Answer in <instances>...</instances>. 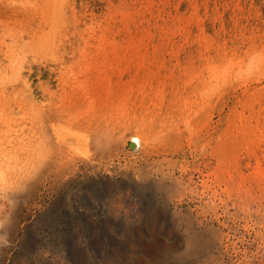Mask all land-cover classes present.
Wrapping results in <instances>:
<instances>
[{"label": "bare ground", "instance_id": "1", "mask_svg": "<svg viewBox=\"0 0 264 264\" xmlns=\"http://www.w3.org/2000/svg\"><path fill=\"white\" fill-rule=\"evenodd\" d=\"M13 3L12 6L8 4L11 6L8 12L12 11L14 9L13 6L17 4L15 3L13 5ZM82 3L83 0H24L22 4H20L23 5V7L21 10L18 9V12H21L22 18L20 16L19 21L15 19L19 23L20 20L23 19L21 26L19 25L20 27H18V29L15 27V29H12L11 26H9L10 24L7 25L1 22L2 26L0 25V42L5 46V50H7L4 52V57L7 56L6 58L9 59L7 67L1 65L0 68L3 69L2 71L5 70L4 68L8 69V67H12L16 52H20L23 56L20 65L14 64L17 65L16 67L18 68L16 73H0V264H7V262L16 258L15 256L17 255L21 258L23 257V259H27L30 264H54L48 257L38 255L37 251L32 252L33 249L41 246L38 243L39 241L34 243L39 236L35 238V241L33 240V247L27 245V242L25 243V233L29 229L34 230L36 232L34 234L38 235L40 233L42 237H44L41 243L43 244L42 246L50 250L51 253L54 252V255L56 254L55 252L64 255L76 248L77 250L86 252L85 257L88 259L92 257L93 254H90L91 251L85 244V240L81 239L83 238V234L81 235L82 229L75 230L73 227L69 229L68 225L70 224L66 223L63 225V223H60V218L61 216L65 217L66 210L72 214V210L75 209L76 201L91 210L93 207L89 200L90 196L94 195L97 198H102L104 196L107 203L106 206L109 207V216L113 218L119 216L124 219L129 217L134 220L139 216L137 213L139 211H136V207H134L133 210L126 209L123 213L117 210H119L123 204L125 207H129L130 204L135 206V203L132 202L136 200L134 199L136 196L140 195L139 192L141 189L147 190L148 194H154L159 189L164 190V198L167 200V206L170 204V196L172 193H182V191L187 189V184H184V181L173 178V170L176 164L181 160L184 161L183 159L187 154L184 151L186 147L189 153L193 155L199 156L208 154L214 157L217 162L220 160L222 145L224 143V141L220 142V140L223 139L222 135L226 134L225 130L222 129V124L224 121L228 120L231 110L229 105L232 100H230V97H227V95L224 97L227 93H223L225 91H223L221 87H218L219 81L216 79L218 76L213 77L210 75L211 78H215L214 83H212L213 85H205L203 83L204 89L197 93L200 98H197L196 95V97L194 96L199 101L196 102V104H188L190 101L189 99H183L184 96L172 92L174 91L172 88L173 86L168 87L166 83H158L154 86V80L152 81L150 77L147 86L140 84L137 75L134 73H65L70 69V66L75 62L78 55L81 54L83 56V54L86 55L91 53V46L94 45V42L97 40L96 35L100 25L97 30L93 27L94 22L90 21L88 24H85L86 27L83 32H80L78 29L82 22V15L80 16V14L83 13L79 11V7ZM17 6L19 5L17 4ZM119 7L117 9H119ZM17 61L19 60L17 59ZM218 70L217 72H220V68H218ZM171 76L174 75L171 74ZM198 76H200L199 73ZM226 76L228 77V75ZM163 77L165 78V75ZM211 78L208 77L207 80ZM225 78L226 77H224V79ZM192 79H190V81ZM125 80H128L129 86L124 83ZM228 80L230 79L228 78ZM166 81L167 80H164V82ZM190 81L188 80V83H190ZM221 81L222 79L220 82ZM182 84L184 85V83ZM182 84L180 83L181 86ZM185 85L182 87H186ZM233 86L234 85H232V87ZM235 86L237 87L238 85L235 84ZM249 87L250 86H248V88ZM171 88L173 90H171ZM222 88L225 87L222 86ZM192 90L195 91L198 90V88ZM244 90L246 89L244 88ZM179 91L181 92L180 89ZM188 96L187 98H189ZM245 101L247 103V100ZM251 106L253 105H249V107ZM225 108L228 110L227 114L225 113ZM234 109L235 108H233V110ZM237 111L239 112V110ZM215 115L217 118L213 120ZM230 119L233 120L232 118ZM238 121L240 122V119ZM236 124H238V122ZM233 126L237 127V125ZM254 150L256 149L254 148L253 151ZM230 154L232 153L230 152ZM179 157L182 158L180 159ZM229 161L231 160L229 159ZM262 162H264V160H262L261 163ZM234 163L235 161L233 164ZM258 171H256V173ZM185 173L187 174V172ZM258 181L260 182V179ZM256 184L255 187L258 186ZM247 187H249V185ZM143 190L141 191L143 192ZM194 190H196V188ZM224 191L221 192L224 193ZM128 194L129 196L131 195L133 199H131ZM59 198L64 201V206H66V210L64 209L65 211L60 209L61 204L58 202ZM179 201H181V197L178 199V202ZM96 202L97 201H95V203ZM253 203H251V205L249 204L248 215L251 217L252 215L256 216V218H252V222L254 225L256 224L257 230H255L258 234L264 229V198H262V200H255ZM195 205L193 207H195ZM148 206L149 205L146 207ZM158 206L160 207V205ZM173 206L176 208L177 203ZM97 207L100 208L99 206ZM164 208L165 206L163 210ZM186 208H188V206ZM251 208H253L252 211ZM94 211L95 210H93V213ZM189 211L190 210H188V212ZM148 214L147 216L151 217L153 213ZM232 215H234V213ZM180 220L182 221V219ZM63 226H66L70 232V236H68L70 237L69 240L64 242L59 239L60 230ZM186 227L189 234L187 233L188 236L185 237L182 243L178 244L172 240L165 241L161 243L162 248H158L162 249L165 254H172L174 258L181 261L191 260L196 257H204V254L209 252L208 238L197 231L192 219H187ZM131 232L132 230H129L126 233L127 239L125 244L111 243L114 247L123 245L132 253L136 252V250H138V253L141 252L139 258L134 259L133 257V263H131L129 259L128 264H162L159 255L162 253L151 250L153 247L152 243L135 240ZM77 241L79 243L76 245ZM262 249H264V247ZM72 254L74 255V252ZM90 264L96 263L92 262L91 259ZM105 264L119 263L115 262L112 258H105Z\"/></svg>", "mask_w": 264, "mask_h": 264}, {"label": "rangeland", "instance_id": "2", "mask_svg": "<svg viewBox=\"0 0 264 264\" xmlns=\"http://www.w3.org/2000/svg\"><path fill=\"white\" fill-rule=\"evenodd\" d=\"M23 1L24 0H21V2L20 0H14V1L0 0L1 26H2L1 22L7 25L10 24L9 26H11L12 29L14 27L18 29V27L21 26L23 19L20 20V23L17 22L15 19H18V21L20 19L21 12H18V9L21 10V8L23 7V5H20L22 4ZM12 3L13 5L17 3L19 6L15 4L13 6L14 9L8 12L10 7L12 6ZM8 4L11 6H9ZM81 7L84 8L82 9ZM118 7L119 9H117ZM79 9H80L79 10L80 13H83L80 14V16L82 15L81 21L83 22L80 23L79 25L80 27L78 28L80 32L84 31L86 27L85 24H88L90 21L94 22L93 24L94 28L97 29L99 25L100 27L99 30L97 29L98 30L97 31L98 33L96 35L97 40L94 42V45L91 46L92 47L91 53L86 55L83 54V56L79 53L80 55L77 56L75 62L70 66V69L67 70L65 73H114V72L134 73L135 75H137L138 82L142 85H147V86H148V79L150 77L152 81L154 80L153 81L154 86L157 85L158 83L159 84L166 83L168 87L173 86L172 88L174 89V91L172 92H174L177 95L184 96L183 99H189L190 101L187 100L189 101L188 104L189 103L196 104V102L199 101L195 97L197 96V98H200L197 93L200 90L204 89L202 85L203 83L205 85H210V84L213 85L212 83H214L215 81V78L213 79V77L215 76L220 77V78L218 77L216 78L219 81L218 87H221V89L225 91L223 93H227L224 95V97L227 95V97H230V100H232L230 101V105H229V108H231V110L228 120L224 121L225 124L224 123L222 124V129L225 130L226 133L225 135L223 134L224 136L222 135L223 137V139H221L222 141L220 140V142L224 141L222 145V152L220 155V160L217 162L214 157L208 154H202L199 156L193 155L189 153L186 147V150L184 149V151L187 154L183 159L184 161L181 160L176 164V167L173 170V178H175L176 180L178 179L184 181L185 182L184 184H187V189L185 188L186 190L182 191V193L181 192L172 193L170 196L171 197L170 204L168 206L166 202L167 200L166 198H164L165 197L164 190L159 189L154 194L152 193L148 194L147 190L141 189L143 190V192L140 190L139 192L140 195L136 196L134 198L136 200L132 202L135 203V206L130 204L131 207L130 206L125 207L123 204V206L119 209L120 211L117 210L118 212L123 213L124 210L126 209L133 210L134 207H136L137 208L136 211H139L137 213L139 214L140 218L138 216V218H135L134 220H132L129 217L127 219H124L119 216L118 217L116 216L115 218L109 216L110 211H109V207L106 206L107 203L104 196L102 198L99 197L97 198L94 195L90 196L89 200L91 201L93 207V209L91 208V210L87 209L84 205L76 201L75 209L72 210V214H70L66 210L65 208L66 206H64L63 199L59 198L58 202L59 204H61L60 209L66 210L65 213L66 215L65 217L61 216L60 223L61 224L63 223V225H65L66 223L70 224L71 226L68 225L69 229L71 227H73L75 230L82 229L81 235L83 234L82 236L83 238L81 239L85 240V244L90 249L91 252L90 251L88 252H90V254H93V256L89 257L88 259H86L85 257L86 252L82 250H77L76 248L73 249L72 251H69L68 253H65L66 255L60 254L59 252H55L56 254L54 255V252L51 253L50 250H47L46 247L42 246L43 244L41 243L44 240L43 239L44 237H42L40 233L38 235L34 234L36 232L32 229L26 231L25 243L27 242L26 243L27 245L33 247L34 243H37L39 241L38 243L41 246H38L37 248L33 249L32 252L37 251L38 255H42V256L44 255L48 257L49 259H51L50 261L53 262L54 264H86V263L90 264L91 259L92 262H95L96 264H105V258H112L115 262H118L119 264H128L129 259L130 262L133 263L134 262L133 257L134 259L139 258L141 252L138 253V250H136V252L133 251L134 253H132L123 245L119 247H114L113 245H111V243L125 244L127 239L126 233L129 230H132L131 233L132 236H134L133 238L135 240L152 243L153 247L151 248V250L156 252L158 251V253H162L159 254L162 260V264H264V251H263L264 249H262L264 247V244H262L264 243V229L261 230V233L257 234L256 232L257 226L256 224L254 225L252 222L253 221L252 218H256V216L252 215L251 217L250 215H248L249 204L251 205V203H253L255 200L258 199L262 200V198H264V183H263L264 162L261 163V161L264 160V142H263L264 141V80H263L264 79V0H124V1L123 0H104V1L83 0V3L79 7ZM94 17H95V21H94ZM13 21L15 24L13 23ZM114 31L117 33H115ZM0 45L3 47L2 48L0 46L1 47L0 67L1 65H5V67H7L9 63V59L6 58L7 56L4 57V52L7 50H5L6 49L5 46L1 44V42ZM17 53L21 57L18 56ZM22 57L23 56L20 52H16L15 59L13 57L14 61L12 60L13 63L20 65L23 60L21 59ZM17 59L19 61H17ZM14 64L12 65L11 68L10 67H8V69L4 68L5 69L4 71H2L3 69L0 68V73H11V72L16 73L18 68L16 67L17 65ZM218 68H220V72H217L219 71ZM198 73L200 76H198ZM171 74H173L174 76H171ZM164 75L165 78L163 77ZM210 75L213 77L211 78ZM226 75H228V77ZM256 76L258 79L256 78ZM206 77L207 78L209 77L211 79L207 80ZM224 77L226 78L224 79ZM228 78L230 80H228ZM163 79L167 81L164 82ZM190 79L192 80L190 81ZM221 79L222 81L220 82ZM188 80L190 81V83H188ZM124 83H126L129 86L128 80H125ZM180 83L181 84L184 83V85L186 83L185 85L186 87H182L184 85L182 84L181 86ZM234 83L237 84L238 86L236 87ZM232 85L234 86L232 87ZM247 85L250 87L248 88ZM222 86L225 87L226 89L222 88ZM172 88L171 90H173ZM194 88H198V90L195 91L192 90ZM244 88L246 90H244ZM179 89L181 90V92L179 91ZM229 89H231L233 92ZM186 95L187 96L190 95L188 96L189 98H187ZM245 100H247V103ZM220 101L222 102L221 98ZM231 104L233 105V107ZM249 105H253V106L249 107ZM233 108H235L236 110L235 109L233 110ZM237 110L241 112L239 113ZM225 113L226 114L228 113L227 109L225 110ZM216 118L217 117L215 115V117H213V120H215ZM230 118H232L233 120H231ZM237 119L238 120L240 119V122ZM235 122L236 123L238 122V124H236ZM232 124L237 125V127L236 126L234 127ZM244 131L248 137L244 134ZM225 143L228 145H226ZM254 148L256 150L253 151ZM226 149L228 150V152ZM230 152L232 154H230ZM179 158L181 159L182 157ZM229 159L231 161H229ZM234 161L235 163L233 164ZM240 162L242 165L240 164ZM182 169L184 172L182 171ZM234 169L236 170V172ZM179 171H181L182 173ZM256 171H258L257 172L258 174L256 173ZM185 172H187V174ZM259 174L261 175L262 178L260 177ZM229 176L230 177L232 176L231 177L232 179ZM248 177L252 180H250ZM259 179L260 182L258 181ZM247 184L249 185V187H247L248 186ZM255 184L258 186L255 187ZM195 188L196 190H194ZM221 191H224V193ZM129 197L133 199L131 195ZM178 197L179 198L181 197L182 202L181 201L178 202L179 199ZM95 201L97 202L95 203ZM197 202L199 206L197 205ZM175 203H177L176 208H174L173 206L175 205ZM97 204H100L101 206ZM147 205L149 206L146 207ZM158 205H160V207ZM194 205L195 207H193ZM97 206H99L100 208H98ZM164 206L166 209L164 208L163 210ZM187 206L188 208H186ZM252 209L253 208H251V211ZM93 210H95L94 213ZM188 210L190 211L188 212ZM155 211H157L158 213ZM169 212L172 214H170ZM148 213H153V214H151L152 216L149 217L147 216L149 215ZM204 213L206 214V216ZM233 213L234 215H232ZM180 219H182V221ZM187 219H192L194 227L197 229V231L205 235L206 238H208L209 252H206L204 254V257H198V258L196 257L191 260L181 261L174 258L172 254L166 253L168 255L167 256L164 253V251H162V249L160 248H162L161 243H164L165 241L172 240L175 243L180 244L185 240V237H187L189 234L186 227ZM241 220L244 222H242ZM69 233L70 232L67 229V227L63 226L60 230V237H59L60 241L64 242L69 240L70 238L68 237L70 236ZM37 236H39L40 238ZM77 243L79 242L77 241L76 245ZM94 244H96L97 246ZM73 252L74 255L72 254ZM80 253L83 255H81ZM15 257L16 258L12 259L10 262H7V264H15L16 262L18 264H30V262L27 259H23V257L21 258L18 255Z\"/></svg>", "mask_w": 264, "mask_h": 264}]
</instances>
